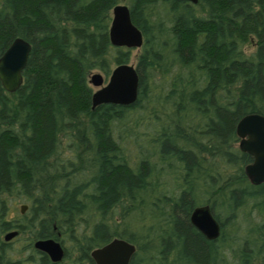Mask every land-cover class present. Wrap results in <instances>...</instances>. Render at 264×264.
I'll return each mask as SVG.
<instances>
[{"label": "rangeland", "instance_id": "obj_1", "mask_svg": "<svg viewBox=\"0 0 264 264\" xmlns=\"http://www.w3.org/2000/svg\"><path fill=\"white\" fill-rule=\"evenodd\" d=\"M15 1L0 0V21L6 24L0 52L10 35L27 39L30 49L21 70L23 88H0V133L5 136L7 130L10 136L0 186V240L3 222L19 225L17 236L23 240L42 234L48 216L72 264L113 238L134 246L128 264H209V251L197 261L183 246L186 233L193 235L187 211L195 188L187 181L203 171L201 184L215 189L209 201L225 239L211 264H240L241 251L256 258L248 262L264 264V208L255 206L261 193H251L227 162L236 136L222 132L217 117L204 115L216 97L229 111H247V104L236 99L245 82L236 59L260 53L264 58V45L256 42L264 35V0H110L88 12L92 0H62L40 9L46 24L39 30L28 24L9 28L19 15ZM114 3L130 9L141 31L140 45L120 50L109 40L104 45L90 37L89 23L111 16ZM208 27H217L215 40L222 41L223 50L206 53ZM49 29L60 42L59 55L67 57L60 62L72 72L53 67L54 57L48 64L43 54L49 51L39 52ZM119 55L123 59L116 61ZM121 62L135 68L136 97L92 106L91 94L99 85L90 82V74L98 72L103 84ZM247 77L259 83L264 73ZM35 95L52 108L44 151L33 130L34 114L25 108ZM256 104L264 113V99ZM116 170L127 186L107 193L102 179ZM21 204L27 205L23 213ZM18 239L0 248V264L26 255V249L17 248Z\"/></svg>", "mask_w": 264, "mask_h": 264}, {"label": "water", "instance_id": "obj_2", "mask_svg": "<svg viewBox=\"0 0 264 264\" xmlns=\"http://www.w3.org/2000/svg\"><path fill=\"white\" fill-rule=\"evenodd\" d=\"M108 40L115 46L134 47L141 44L139 27L132 21L129 8L124 3L111 6V16L107 29ZM30 49L29 42L13 37L0 52V84L12 91L20 84L21 70L25 65ZM90 82L98 86L91 94V105L99 102L129 103L136 97L138 77L135 68L126 62L117 63L111 69L108 79L102 84L98 72L90 74ZM235 133L239 136L240 149L252 155V162L244 167L250 182L264 181V116L250 112L240 116L235 124ZM189 221L208 238L218 233V226L210 216L206 206L195 207ZM14 235V231L5 234L4 239ZM35 247L47 252L51 259L59 258L61 248L57 242L47 239L36 241ZM134 252V246L121 238H113L90 251L94 264H127Z\"/></svg>", "mask_w": 264, "mask_h": 264}, {"label": "trees", "instance_id": "obj_3", "mask_svg": "<svg viewBox=\"0 0 264 264\" xmlns=\"http://www.w3.org/2000/svg\"><path fill=\"white\" fill-rule=\"evenodd\" d=\"M107 1L109 2L110 0H92V3L85 7L86 8L85 11L86 12H88L90 10L95 11L97 9V7H100L103 2L105 3ZM179 1H180L179 2L180 4L181 3L189 4V2H187L185 0H179ZM61 2H62V0H16L15 1V9H17L19 12L18 13L19 14L18 19L13 23L12 22L9 23L8 26H10L9 28H11L12 26H13V28H17V27L21 28L25 24H28L30 27H32L35 30L44 29L45 24H46V21H45L46 17H44L41 14L40 9L47 8L51 4L52 5H56V4L58 5ZM112 3L113 2H111V4ZM227 5L228 4L224 3L222 6L227 7ZM260 10L262 12H264V7L260 8ZM86 20H84V21H86ZM109 20H110V16L108 14H105L102 17H100L99 19H96V20L91 21L89 23L90 37H92L94 39V41H96V43L104 44V45L109 44L108 43V35H107ZM84 21H82V22H84ZM252 21H254V18L251 19V22ZM51 32H52L51 29L46 31V37H44V39H43L44 43L39 47V52L45 53L46 51H49V52L43 54V56L47 57L48 64H49V60L54 57V59H56V61H55L56 64L53 65V67H57V68H59V70H63L65 72L66 71L72 72V68L70 66L66 65L65 64L66 62H64V63L60 62V60H59L60 57H63V59H65V60L67 59V57L63 56L62 53H61V56L59 55L60 50H61L60 42L57 39L56 35L50 34ZM5 33H6V24L3 23L2 21H0V38L2 36H4ZM215 33L216 34L218 33L217 27H211V28L208 27L207 28V31H206V35L208 36V46H207V50H206L207 54H209L210 50H213V48H215L216 50H221V49L223 50V48H222L223 43H222V41L218 42L217 40H215V37H216ZM11 38H12V35H10L7 38L5 44L2 46V50L9 43ZM256 42L258 44L260 43V44L264 45V35L262 38H257ZM114 48L121 50V49H123V46H115L114 45ZM222 56L224 57V55H221V57ZM254 56H255V58H254ZM254 56L253 57L240 56L236 59V65H237L236 69H238L243 75H245L244 76L245 82L243 85L242 94H238V97H236V99H237L238 103H240V102L244 103L245 102L247 104V111L248 110H259L258 107L256 106L257 105L256 103L260 102L261 99L262 100L264 99V80H260L259 83H256L255 79L248 81V77H247V74H249V73L255 75L256 73L261 74V72H263L262 69L259 72V66L260 65H259V63L256 64L258 60H261V58L263 61V59H264L263 54H261V53L258 55L255 54ZM258 56L260 58H258ZM119 58L123 59V56H121V55L117 56L116 61H119ZM99 60H102V58H100ZM262 61H261V64H262ZM215 64L217 65V67L220 66L219 62H216ZM233 74L234 73H232V75ZM250 81H254V82H251L252 84L248 85ZM20 86H21V88H23L24 85L21 84ZM0 88L3 89V87L1 85H0ZM66 97H67V99L69 98L71 101L72 97L70 94L68 96L66 95ZM250 97H253V99L251 100ZM25 106H26L25 108H29L31 110V112L34 114L33 117H35V121H33L34 122L33 130L40 137L39 144L42 143L39 147L40 150L44 151V148H45L44 145H47L46 144L47 141H44V140L49 139V137H50V128L52 125V119H51V113L50 112H51L52 108L48 103H46V105L39 103L38 95H35L33 100L27 102V104ZM239 112L240 111H238V110H235V111L227 110L224 107V105H222L216 97L213 100V103L211 105L210 110L204 115H205V117H210V116L217 117V119L221 123L222 132L225 131L226 133H228V134L232 135V137H234L233 125H234L236 118L240 115ZM31 116L32 115H29V118H31ZM4 132L3 133L5 134V136L0 133V186L3 184L4 180L6 179V173H7L6 169L8 168V164H9V162L7 161L6 155H7V148L10 145L8 143V141H10V136L7 135V133H8L7 130H5ZM233 151L228 154V157H227L228 161L227 162L229 164H232V168L237 171L236 172L237 174L238 173L241 174L240 176H237V178L241 181L243 179V175L241 173V168L239 167V165L241 164V162L244 161V156L242 155V153H239L238 150H236V148H235V151L234 152ZM104 179H102L101 184L106 189L107 193H113L115 191H118L120 188H124L125 186H127V183H125L126 179L124 180L123 174L119 170H116L115 172L111 173L109 176H105ZM201 182H202V177H200L199 179L196 177H192V178L188 179L187 185L194 187V188L198 187V186L200 187ZM244 184H246V183H244ZM247 186H249V185H247ZM263 186L264 185H262V187ZM127 194H129V193L127 192ZM197 199L199 201L201 200L199 198V196L194 193V198H192V202L189 204V206L193 205L196 201H198ZM153 221H155V223L154 222L152 223L155 227L157 225V223L159 222V220H157L156 217L154 216ZM159 228H160V226H159ZM185 237H186V239L183 242V246H184L186 252L189 253L192 257H194L196 259V256H197V245L196 244L197 243L194 240H192V238H189L187 236V233H186Z\"/></svg>", "mask_w": 264, "mask_h": 264}, {"label": "flooded vegetation", "instance_id": "obj_4", "mask_svg": "<svg viewBox=\"0 0 264 264\" xmlns=\"http://www.w3.org/2000/svg\"><path fill=\"white\" fill-rule=\"evenodd\" d=\"M185 1L191 2L192 4L198 3V0H185ZM262 70L264 72V68ZM21 83H22V75H21L20 84L18 86H20ZM250 112H257V113L264 116V113L262 111H259V110H248L246 112H243L236 118L234 125H233V131H234V136H236V138H237L236 150H238V152L242 153V155L244 156V161L241 162V164L239 165V167L241 168V173L243 175V179L241 181H242L243 185L247 184L250 186L249 187L246 185V187L250 189L251 193H257L258 191L261 193L260 194L261 198L255 202L256 203L255 206H258L261 209V208H264V186L262 187V185H264V181L257 183V184H254V183L250 182V180L247 178V176L244 172V167L247 164L252 162V155L249 152L239 148V146H238L239 136L235 133V124H236L237 119L240 116H242L243 114L250 113ZM229 167L230 166H227V168H229ZM231 168H230V170H232ZM202 173H203V171H200V173H197L196 178L199 179L200 177H202V175H201ZM240 175L241 174H239V173L237 174V176H240ZM244 183H246V184H244ZM200 185H201L200 187L199 186L195 187V194H197L201 197L200 203H194L193 205L189 206V209L187 211V213H188V222H187L188 225H187V227L188 228L191 227L192 232H193V235H191L190 233L187 232V236L189 238L193 237L192 239L197 243L196 244L197 245V256H196L197 261H203L202 258L205 254V251H209L207 258L209 259L208 263L211 264V260H213L216 257V254L218 253L219 244L224 242L225 239L223 236L222 222L219 221V218L217 217V214L214 211V207H213L214 204H213L212 200H211V202L209 201L210 192L213 193L215 189L213 188L210 191V189L208 188L206 190V188H204L202 186V184H200ZM196 202H199V200ZM198 206H206L210 216L217 223L218 233L215 237H213V238L206 237L203 233H201L189 221V215H190L191 211L195 207H198ZM26 208H27L26 204H21L19 206V212L23 213ZM17 226H19V225L15 226L14 224L10 225V224H7L6 222L5 223L3 222V227H4L3 229L4 230L1 231V232H3V235H2V239L0 240V248H4L7 245H9L10 241L13 238L18 239L17 235L19 234V232L16 229ZM42 229H43L42 234H38L37 236H35V237L33 236L32 238L27 237L26 239H23V240L22 239L17 240V241H19L17 248H19V250H23L22 248H24L27 250V252H26V255H24V256L20 255V257L17 256L14 258L9 257V260L13 262L12 264H69V263L72 264L71 257L66 258L64 256L63 248H62V245L59 241V232L57 230L58 228H57L56 224L48 216H47V219L45 221V226H43ZM12 231H14V235L8 239H4L5 234H7L8 232H12ZM47 239L53 240L54 242H57L59 244V246L61 248V253L59 255V258L53 260V259H51V257L49 256V254L47 252H45V251L34 246L36 241H43V240H47ZM252 240L254 241L255 238H253ZM102 244H104V242ZM95 247H99V246H95ZM95 247H93V248H95ZM247 253H248L247 251H241V253L239 254L240 255V259H239L240 264H252V263L248 262V259H251V260L256 259V258H254V256L251 257V255H253V254L250 255L249 253L248 254ZM247 255H250V256H247ZM0 261H1V259H0ZM85 263L86 264H94V262L90 256V252L85 254L83 256V258H81V260L78 264H85ZM260 264H263V262H261Z\"/></svg>", "mask_w": 264, "mask_h": 264}, {"label": "bare ground", "instance_id": "obj_5", "mask_svg": "<svg viewBox=\"0 0 264 264\" xmlns=\"http://www.w3.org/2000/svg\"><path fill=\"white\" fill-rule=\"evenodd\" d=\"M129 12H130V10H129Z\"/></svg>", "mask_w": 264, "mask_h": 264}]
</instances>
